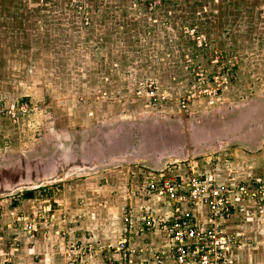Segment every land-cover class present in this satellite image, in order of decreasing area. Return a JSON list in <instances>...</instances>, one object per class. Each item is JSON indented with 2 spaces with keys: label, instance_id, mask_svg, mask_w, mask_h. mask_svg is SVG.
Instances as JSON below:
<instances>
[{
  "label": "rangeland",
  "instance_id": "1",
  "mask_svg": "<svg viewBox=\"0 0 264 264\" xmlns=\"http://www.w3.org/2000/svg\"><path fill=\"white\" fill-rule=\"evenodd\" d=\"M181 1L102 0L94 4L93 0H0V120H9L14 127V131L4 137L8 148L3 151L11 155L7 164L10 172L0 175V186L20 188L17 193L0 196V237L13 236L12 230L22 233L21 226L32 223L38 229L33 232L50 238V248L46 250L51 256H64L71 264H77L80 251L83 255L110 258L109 263L117 234L112 233L104 243L96 242L94 236L102 222L99 215L105 213L110 217L106 222H113V213L117 210L114 222H120L124 197L131 194L134 186L143 190L146 178L148 181L154 177L150 170L152 163L144 164L128 155V146L140 145L142 137L148 143L153 134H160L166 141L169 138L163 135L165 126L183 127L193 122L198 125L203 115L206 119H215L213 124L220 126L224 120L222 112L230 111L228 104H220L219 97L224 90H239L245 94L249 90L260 94L264 91V0H233L230 10L234 14L229 19L232 23L223 26L221 37L216 38L215 34L207 39L194 31L188 32L193 52L185 37L193 23L186 17L178 30L185 46L182 43L168 49L166 30L172 29L170 22H180L170 15L181 12ZM193 1L185 3L190 5ZM197 1L202 9L208 7L210 11L221 3L220 0ZM153 22L160 28L158 32L153 31L154 34L149 31ZM128 24L131 31L127 30ZM111 28L117 40L112 39L106 48L100 42ZM134 37L138 38L136 42ZM217 43L224 50L232 47L234 56L241 62L228 61L220 49L216 50ZM200 57L206 58L203 59L206 63ZM174 63L184 66L185 69L178 68L173 74H187V85L170 81L174 79ZM169 68H172L169 81L162 80ZM71 79L73 91L69 90ZM115 79L119 81L112 87ZM80 82H85L81 89ZM87 88L94 91L95 97L87 95ZM63 89L67 90L64 94ZM65 98L68 104L73 101L72 105L83 99L88 101L87 98L94 100L92 105H97L101 99L111 101L112 105L110 103V113L90 116L86 111L76 110L75 113V110L62 108L61 101L66 104ZM102 102L109 108V103ZM186 134L187 129L178 144L164 146V150L154 152L148 144L134 156L147 158L154 157L153 154H170L175 147L180 150L181 143L189 142ZM241 149L243 165L263 166L264 160L253 159L263 157L261 151L244 153ZM231 152L228 150L227 156H223L225 153L218 151L193 158V161H201L199 166H204L203 169L218 168L215 173L225 175V178L222 174L217 178L211 176L214 181L225 184L232 179L235 182L247 176L244 171L247 169L234 165V159L232 163ZM35 158H44V161L41 164L30 161V164L28 160ZM18 159L23 160L27 173L18 167ZM190 159L163 164L157 172L165 175V179H172L174 172L191 167ZM194 168L197 171L198 168ZM242 184L235 183L236 188ZM248 184L257 190L260 200L244 203L245 211H239L232 221L237 222L235 225L264 222V176ZM30 191L36 192L32 200L21 202V195ZM239 196L236 190L235 199ZM140 206L141 203L135 201L134 211ZM128 211L126 209L124 214ZM163 219L162 215L156 218L154 225L158 227ZM19 222L22 223L19 225ZM78 235L84 236L83 243L75 241ZM166 243L164 236L161 246L157 249L146 246V250L148 254L149 250L155 253L154 249L161 252ZM19 246L18 242L13 247ZM232 254L233 250V262ZM151 258L154 260L153 255ZM16 262L21 264V260ZM22 264L26 263L22 261Z\"/></svg>",
  "mask_w": 264,
  "mask_h": 264
},
{
  "label": "crops",
  "instance_id": "2",
  "mask_svg": "<svg viewBox=\"0 0 264 264\" xmlns=\"http://www.w3.org/2000/svg\"><path fill=\"white\" fill-rule=\"evenodd\" d=\"M94 4L101 3L102 0H93ZM127 1V0H124ZM201 1V0H199ZM221 3L218 6H215L212 8L213 10L210 11L208 7H205L202 9L200 4L198 5V1L194 0L190 5L188 3V0H182L183 4L180 6L181 12L172 14L170 15L171 18H178L180 19V22L177 20L175 23H171L172 29L170 31L166 30L168 35H169V47L168 49L171 50L180 44H184V40L178 33V30H180V24L185 22V17L187 20H189L192 24V26L186 29L187 33L185 35L187 39L188 46L190 47L191 51L193 52V45L189 42L190 37L188 36V32H193L195 34H199L201 37L205 36L207 39L210 38L211 36H214L216 34V38L224 33V28L228 27L230 23L229 19H232L233 16V11L230 10V8L233 6L232 1L233 0H220ZM130 2V1H128ZM236 2V1H235ZM188 6L187 8H185ZM182 13V14H181ZM223 13H224V19L223 20ZM230 13V16L228 15ZM136 14V13H135ZM191 14L193 16H191ZM108 17L112 19V16L109 14ZM214 17V18H212ZM221 17V18H220ZM136 18V17H135ZM138 21V20H137ZM151 25V28H149V31H154L158 32L160 28H156L154 26V22ZM170 26V24L167 26V28ZM224 26V28H223ZM170 28V27H169ZM112 29V28H111ZM126 30V29H125ZM127 30L131 31L130 24L127 26ZM226 30V29H225ZM143 31V28L140 30ZM146 31V30H144ZM164 31V30H163ZM114 30L112 29L109 33V35L105 38L98 40V42L101 43L102 46L105 45H110L113 40H117V38L114 35ZM137 32V30L135 31ZM153 32V34H154ZM182 33V32H181ZM175 35V37H174ZM177 37V38H176ZM181 37V39H178ZM115 38V39H114ZM113 39V40H112ZM222 39V38H221ZM138 40L137 37H134V42ZM216 45V50L220 49V52L224 53V57L227 58L228 61H231L236 64H239L241 60L237 59L233 54L234 50L228 49L229 50H224L223 46L221 45ZM106 47V46H105ZM103 48V47H102ZM107 48V47H106ZM182 48L181 50H183ZM193 49V50H192ZM225 51V52H224ZM227 52V55L225 54ZM201 61L203 63L206 58L200 57ZM204 59V60H203ZM237 61V62H235ZM211 63V62H210ZM176 67V69L174 68ZM185 69L184 66L182 67L180 64H173V72L172 76H174L173 81L170 79L171 82L176 81V83H185L187 85V82L189 80L187 74L186 75H177L173 74L174 72L177 71V69ZM172 69V68H171ZM171 69L169 68L165 78L162 77V80L169 81V76ZM237 69V67H236ZM170 73V74H169ZM169 75V76H168ZM186 77V78H185ZM118 79H115L113 81L112 87L118 82ZM69 90L73 91L74 90V84L72 79L69 81ZM85 82H80L79 88L81 89V84ZM88 87V86H87ZM79 89V90H80ZM82 91V90H81ZM87 95L91 98L95 97L94 91H91L87 88ZM66 93L67 90H62V94ZM92 92V93H91ZM74 94V92H73ZM78 96V93L76 94ZM69 98V97H68ZM72 99V97H71ZM88 101H83L81 102H76L72 105L73 101H69V104L67 102V98H65L66 104L62 102L60 105L62 108H67L69 111L72 109L77 111H80L81 113L87 112V114H91L90 116H99L105 115L106 113H110V103L112 105V102L106 99L101 101L97 105H92L91 103L94 101L93 99L87 98ZM220 99V104H228L230 106V111L229 112H222V116L224 118L223 122L220 124H213L215 121L209 118H204L205 115L201 116L202 118L199 120L198 125H195V123H190L182 126H174V125H168V126H163L164 130L163 135L168 136V140L164 141L163 139L160 138V134H153L151 135V139L148 143H145V137L142 140L139 141L138 146L132 147L128 146L129 148L127 149L128 155H131L134 159H137L139 162L144 163V164H150L152 168V172L157 173V171H161L160 167L163 164H172L175 163V161H180V160H187L189 158L192 163H189L191 167L189 168H184L182 170H178L177 172H174L176 174H173V176H184L186 173L189 171L198 173V174H205L207 176H213V177H220V174H222L221 177L225 178V175L223 173H218L216 174L215 171L218 170V168H215L214 171L211 168L208 169H203V167L199 166V162L201 161H193V158L196 159L197 157H201L204 155H208L210 153H215L218 151H222L223 156H227L226 152L228 150H232L233 152L230 153L232 158L236 160V163L234 161V165L239 166H246L242 167L241 169H247L244 170L246 171L245 174L247 175L246 177H243L241 180H235V182H232V179L230 181H227L225 183L226 185H231V186H236L235 183H249L252 181H255L257 178H261V176H264V163L261 168H259V165L256 166L251 165L252 167H249V165H243L240 159H242L241 152L239 151L241 148V151L246 153H255V152H260L263 154V157L258 156L254 157V160H264V91L260 94V92H255L254 90H249L248 92H243V91H234V90H224L222 94L219 97ZM105 101L109 103V108H107V105L102 102ZM255 101V102H254ZM254 102L252 106H248L249 103ZM56 103V102H54ZM115 105H118V103H113ZM207 104V103H205ZM94 106V107H93ZM129 108V107H128ZM222 111L223 109L220 108ZM42 110H40L41 112ZM208 111V110H207ZM210 111V110H209ZM231 113V114H230ZM211 114V113H210ZM26 118V116H25ZM23 118V119H25ZM179 119V118H178ZM208 119L211 120L212 122L209 123ZM3 120V121H2ZM0 120V147L2 149V154H0V175L3 173H8L10 172L9 166L7 165L8 159L11 156L10 152L3 151L4 148H8V142L4 138L7 134L11 133L14 131V127H12L7 119H2ZM7 121V122H6ZM23 123V120H22ZM195 125V126H194ZM187 129V138L189 142L187 144H180L181 149L179 150L178 147H175L173 149V152H169L170 154L162 153V155H154V157H148L144 158V156H134L136 153L142 152V150H145L150 144V149L154 152H156L158 149L164 150L165 147L178 144L180 141V136L186 133ZM186 141V140H185ZM145 143V144H143ZM143 144V145H142ZM7 145V146H6ZM81 146V144H80ZM165 146V147H164ZM182 146H185L182 148ZM127 148V146H125ZM197 148V149H196ZM241 154H240V153ZM143 158L140 159L139 158ZM146 157V156H145ZM46 158V157H45ZM225 158V157H224ZM29 163L32 161L33 163L41 164V161H44V158H35L32 160H28ZM129 161V160H128ZM225 161V160H224ZM137 162V161H136ZM18 167L21 168V170L25 173H27V167H24L23 160L18 159L16 162ZM28 164V162L25 160V166ZM31 164V163H30ZM194 167H197L201 171L198 172L195 170ZM231 173V172H230ZM149 174V173H148ZM230 175V174H229ZM28 178V177H27ZM229 178V177H226ZM232 178V177H230ZM47 180V179H46ZM217 180V179H216ZM228 180V179H227ZM239 181V182H238ZM218 183V182H217ZM144 188L143 190L139 191L138 187L139 186H134L132 187L133 190H131V194L128 197L125 198V205L121 207L120 209V222H114L117 210L113 213V222H106V218H110L107 214L102 210L101 213H104V215H99L101 217L102 222H99L100 228H103V230H100V228L97 229V233L94 236V239L96 242L104 243L108 240L109 237H112V233L117 234V239L115 240L113 246L111 248H116L120 241L123 239L124 235L125 238L128 240V247L130 249L136 250V254L140 252L138 255L130 256L128 258V264H154V261L150 259V257L146 254H144V250L147 248L146 246H150L151 248H158V246H161L162 240H164V236H166V226L163 225L165 221H168V215L167 211L160 210L159 204L154 202V198L150 197L147 192H146V186L148 184L147 178L144 182ZM220 184V183H219ZM31 185V182H30ZM29 185V186H30ZM36 185V184H35ZM32 185V186H35ZM224 185V184H223ZM37 187V186H36ZM35 187V188H36ZM40 187V186H39ZM136 188V189H135ZM20 188H10L7 186H0V196H3L4 194H9L12 195L13 193H17ZM36 195V192H31L26 193L24 192L20 199L21 202L28 201L30 202L32 198ZM135 201L141 203V206L139 207L138 211H134V203ZM132 205V206H131ZM18 206V205H17ZM31 207L28 208L30 210ZM128 209L129 211L124 214L125 210ZM124 210V212H123ZM143 210H149L152 213V216L154 218V214L157 218V220L160 218V216H163L162 222L158 223V227L153 225V229L151 232H145V229H142L140 226L139 219L141 216V212ZM6 211V210H5ZM8 212H11V210ZM24 214V212L22 211ZM29 213V212H28ZM161 214V215H159ZM11 215V213H10ZM27 216V215H26ZM25 216V217H26ZM83 217V216H82ZM126 218H129L128 223L125 222ZM1 220V219H0ZM264 220V219H263ZM5 221V220H4ZM23 222V221H22ZM19 222V225L20 223ZM10 222H7L6 225ZM114 224V225H112ZM157 224V223H156ZM30 226L32 232L37 231V226L35 224L29 223V224H24ZM45 227L46 225L43 224ZM22 227V226H21ZM117 229V230H116ZM18 230H12L11 233H13V236L11 235H6L4 237H0V264H20L17 263L16 260H21L23 263L26 264H71V261L68 262L65 260L64 256H51L50 253H47V248H50V243H49V237L45 236L43 234L37 233V232H26L25 230H22V233L17 232ZM112 231V232H111ZM227 232L229 235L234 234L235 237L241 238L242 239V246H238V248H233V254H232V259L234 264H264V222H242V225H232V227L227 228ZM18 234L17 236H14L15 234ZM75 241H80L83 243V238L84 236L78 235L76 237ZM92 238V237H91ZM91 238L89 239L90 242ZM20 244V246L13 247L15 246L16 243ZM93 243H95L93 241ZM8 245V247H7ZM91 246V244H89ZM78 251V256H79V263L76 262L77 264H121L122 258V253H116L112 252V260L108 263L107 260H109L110 256H108L107 260L105 257L101 256H92L91 254H86L80 253ZM11 255H13L11 257ZM36 258V260L34 259ZM27 261V262H26ZM101 261V263H99Z\"/></svg>",
  "mask_w": 264,
  "mask_h": 264
},
{
  "label": "built area",
  "instance_id": "3",
  "mask_svg": "<svg viewBox=\"0 0 264 264\" xmlns=\"http://www.w3.org/2000/svg\"><path fill=\"white\" fill-rule=\"evenodd\" d=\"M210 177L189 171L184 176L165 179V175L157 172L148 180L147 194L155 197L160 210H166L168 215V221L162 222L166 226V246L161 252L154 249L155 253L149 250L148 254L144 250L151 260L154 256V264H233L232 249L240 246V239L229 235L227 228L237 224L232 221L239 211H245L244 203L260 198L248 183L232 189ZM236 190L240 192L238 199L234 197ZM141 213L138 223L148 232L153 229L156 216L153 218L149 210ZM128 221L126 218L125 222ZM22 227L32 232L30 226ZM113 252L122 253L121 264H128L131 255L140 254L128 247L125 235Z\"/></svg>",
  "mask_w": 264,
  "mask_h": 264
}]
</instances>
